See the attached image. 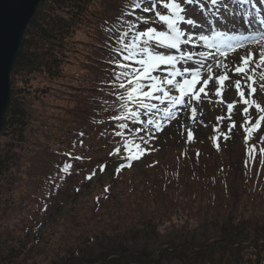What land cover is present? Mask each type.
Wrapping results in <instances>:
<instances>
[{
	"label": "trees",
	"instance_id": "1",
	"mask_svg": "<svg viewBox=\"0 0 264 264\" xmlns=\"http://www.w3.org/2000/svg\"><path fill=\"white\" fill-rule=\"evenodd\" d=\"M123 2L42 0L25 31L11 72L10 104L0 133V220L4 217L12 219L11 227L0 224V264H64L66 256H70V247L61 248L60 243L54 245L53 251L57 257L59 252L61 257L48 262L38 259L35 262L34 258L42 251L37 249V245L43 241V235L46 238L47 230L57 227L61 219L64 225L69 223L68 230L64 232L68 241L71 239L77 247L89 244L91 239L85 236L83 218H74L72 209L62 214L68 200L72 199L69 203L75 202L74 196L77 200L89 201L90 217L86 222L95 225V234L98 233L96 228L105 225L130 233L156 220L171 221L178 215L194 214L200 217L201 222L208 223L215 217L213 223L228 220L230 225L241 230L244 237L233 242L236 246L232 251L248 243L249 236V243L264 242L263 231V240L256 236V232H260L259 226H264V166L260 162L264 157L257 152L256 159L246 168L243 144L239 162L228 156L224 145L218 150L213 145L206 147L192 141L172 155L169 149L165 153L154 144L158 151L145 155L140 165L116 174V168L122 161L115 155H109L116 144L111 135L114 122L108 119L115 112L105 111L102 103L114 99L107 94L109 90L103 83L110 78V65L105 63L109 50L105 47L106 34L102 26L105 21H116ZM87 30L90 32L81 43L83 48L75 53L82 57L79 58L72 53L73 37ZM88 38L92 40L90 43ZM73 59L75 61L71 65L79 68L77 78H73L72 72L64 71V63ZM37 76L52 85L50 89L38 87L43 89L41 93L37 92L38 95H44L46 100L29 92L30 81ZM60 85L74 91L56 88ZM53 97L60 102H55ZM80 131L85 133L80 138L82 145L77 143ZM195 147L200 151H195ZM95 149L107 151L105 159L109 162L93 165L98 171L99 165H106V168L92 180H85L84 177L91 172L85 169L92 164ZM69 152L84 159L76 160L65 155ZM66 161L72 166L71 174L57 175ZM105 173L109 179L107 185L98 180ZM60 176H63L62 180ZM93 180L94 184H102L95 195L86 190ZM74 182L81 184L77 186ZM56 184L58 189L49 196L50 189ZM105 187H108L107 193ZM97 197H100L99 201ZM20 204H23L21 209L18 207ZM239 204L243 209L253 208L252 222L244 223L242 219L244 214L250 215L247 210L239 213L233 210ZM231 214H236V218L231 219ZM244 224L247 228H243ZM107 230L111 234L116 233L112 228L107 227ZM257 248L263 250L264 244ZM207 249L201 248L202 253L206 254ZM115 260L125 264L120 259Z\"/></svg>",
	"mask_w": 264,
	"mask_h": 264
},
{
	"label": "snow or ice",
	"instance_id": "2",
	"mask_svg": "<svg viewBox=\"0 0 264 264\" xmlns=\"http://www.w3.org/2000/svg\"><path fill=\"white\" fill-rule=\"evenodd\" d=\"M196 2L124 0L116 21H105L102 26L106 34L105 47L109 50L105 63L110 65V78L103 83L109 90L107 94L114 98L102 103L105 111L115 112L108 117L114 122L111 135L116 144L109 155L122 161L116 168L117 175L145 155L159 150L153 143L158 138L156 134L172 121L179 123L178 108L191 113L189 119L196 122L195 105L202 100L211 103L209 93L220 98L222 90L229 86L234 87L238 100L226 104V116L217 117L218 123L225 119L229 122L227 132L214 127L213 145L219 150L218 141L231 139L234 129L239 127L246 147L245 167L256 159L257 152L264 157V147H258L264 145V134L255 143H249L264 122V18H261V11L254 0H232L234 4L250 6L255 16L249 19V13H244L247 34L240 29L229 34L230 30L211 27L210 21L187 18L184 5ZM205 10L213 16L220 14L221 10L232 15L227 0H207L200 9L201 14ZM141 13L153 15L145 17ZM205 23L208 24L207 34ZM185 26L192 31L186 32ZM199 48L204 50H192ZM240 50H244L243 54ZM231 53H237L239 58L228 60ZM236 76L239 78L233 80ZM230 80L232 83L226 85L225 81ZM219 102L224 103L223 99ZM234 111L241 116L238 125L232 119ZM181 127L187 131V141H191L193 131L186 125ZM84 135L83 131L77 134V143L83 144L80 138ZM116 137L119 140H115ZM65 155L76 160L84 159L70 152ZM260 162L264 166V158ZM71 167L66 161L57 175H70ZM98 168L103 172L106 165ZM95 175L96 170H92L84 179L92 180ZM60 178L62 180L63 176ZM58 187V184L52 187L48 195H53ZM104 191L107 193L108 187Z\"/></svg>",
	"mask_w": 264,
	"mask_h": 264
},
{
	"label": "rangeland",
	"instance_id": "3",
	"mask_svg": "<svg viewBox=\"0 0 264 264\" xmlns=\"http://www.w3.org/2000/svg\"><path fill=\"white\" fill-rule=\"evenodd\" d=\"M231 2L232 0H227V3L229 4V11L232 13V15L225 14L223 10H221V13L217 16H213L207 10H205L201 14L200 9L204 8L207 0H197L195 4L184 5V7L186 9L187 18H193L197 21L206 20L210 21L211 23L214 22L215 19H218L219 21L221 19L223 21L232 19L236 24L243 23L246 26L244 12L240 11V9L236 6L237 4H230ZM207 27L208 24L205 23V28ZM215 28H217V30H224L226 26L221 23L219 27L215 26ZM184 30L186 32L192 31L186 26L184 27ZM89 32L90 31L87 30L86 32H83L81 34L77 33L76 35H74V44H72V49H74L72 53L74 52V56L77 55L75 53L78 49L81 50L83 48V46H81V43L85 42L84 40H86V36H88ZM193 34L195 35L197 33L193 32ZM88 41L90 43L92 40L88 38ZM192 50L203 51L204 49L199 48ZM243 51L244 50H240V54H243ZM77 56L79 58H82L80 55ZM238 58L239 57L237 53H231L229 54L228 60ZM74 61L75 60L73 59L70 60L69 63H64V71L72 72L73 78H77L79 74V68L71 65ZM238 78L239 76L233 77V80ZM231 83V80L225 82L226 85H230ZM49 86L52 85L47 84L37 76L30 81L29 92L31 95L37 96V98L46 100V97L44 95L41 97L38 95V93H41L43 91V89L38 87L50 89L51 87ZM56 88L65 91H74L61 85ZM66 97L67 96L65 95V98ZM52 99L55 102H60L54 97ZM209 99L212 101L211 103L209 102V100H202L201 103L195 105L197 107L198 113L195 118L196 122H193V120L189 119L191 113L185 112L183 109L178 108L177 111L179 123L177 121H172L167 125V127L164 128L162 132L157 133L156 135L158 138L155 140L154 144L156 146H159L161 151L164 150L163 152L165 153L169 149V153L173 155L175 154V152L182 151L181 147L183 145H188L195 142L196 144H202L208 147L211 144L210 140L212 134H216L213 131L214 127H219L221 131L227 132V125L229 121L225 119L218 123L217 117L226 116V104L234 100H238L234 87L229 86L226 89L222 90V96L220 98L216 97L213 93H209ZM221 99H223L224 103L219 102ZM232 119L237 122V125L241 122V116L238 112H233ZM181 125H186L188 129H191L193 131V139L195 140L192 143L186 142L187 131L184 127H181ZM240 133L241 129H239V127L234 129L232 138L228 140L229 143H227L228 146L225 151H228V156L235 158L236 162H239L241 160L242 154V152L240 151ZM261 134H264V122H262V128L260 129V131L256 132L254 135L260 137ZM195 151L200 150L196 148ZM92 154V164H90L89 167H87V169L85 170H96L97 175L99 171L93 165L99 164L103 161L109 162V160L105 159L107 151L98 152V150L95 149ZM204 154H206V152H204ZM23 171L28 172L27 169H23ZM80 176L81 178L83 177L82 175ZM98 180H103L102 182H104V185L109 184L107 173L103 174ZM74 184L79 186V184L81 183L74 182ZM101 187L102 184L100 186L99 183L94 184V182H92L91 185L86 188V190L88 192H91L92 195H95L101 189ZM22 192L26 193L24 189H22ZM69 194L71 193L69 192ZM77 199H75L74 196V203H69L72 199L68 200V204L63 207L62 214L72 209L75 213L74 218H76L77 220H81L83 218L82 223L85 226V233L87 234L85 236H88L91 241L89 242V244H83L84 247H82L81 245H78L77 247L71 239L68 241L64 232L65 230H68L69 223H65L64 225V221L63 219H61L57 227H55L53 230H47L46 238L43 235V241L40 245H37V249L41 248L42 251L40 253H37V256L34 257L35 262L37 261V259L41 262H48L50 260H55L56 258L61 257L62 255H60L59 252L57 257L56 255H54L55 253L53 251L54 245L56 243H60L61 248L67 247V245L70 247L68 250V253L70 254L69 257H72L71 254H74L76 257L83 260L86 264H98L102 261L104 256L112 253H122V256L133 264H136L138 263V261L147 257L156 259L158 260V262H151L146 264H264V249L262 250L261 248H257L260 247L261 244H264V242L260 243L256 241L255 244L249 243L251 242L250 236L248 237V243L245 242L244 245L232 251V249L236 246H233V242L235 243L237 241H240L241 237L244 236L242 235L243 232L236 226L232 224L230 225L228 220H223V222L220 221V223H213L215 218L214 217L209 219L207 223L201 222L198 215L185 214L175 216L171 221L156 220L149 226L131 230L130 233H126L125 229L122 228H120V230H115L113 228L114 226L105 225L103 227L96 228L98 233L95 234V225H92V223L88 224L86 222V220L90 217V210L87 206L89 201ZM240 205L241 204L235 205L233 207V210L237 213L241 212L242 210H247L250 215L246 213L244 214L245 216L242 219L244 223L249 221L252 222L254 219V214L252 212L253 208L243 209L242 207H240ZM18 207L20 209L23 208V204L18 205ZM10 208L11 207H9L8 212H10ZM195 208L196 206H194L193 209ZM199 213L202 214V211L200 210ZM229 217H233L235 219L236 214H231ZM11 220L12 219L10 217H4L0 220V224H2L3 226L11 227ZM105 220L108 221V217H106ZM248 226H250V224ZM107 227L108 229L112 228L116 233H109ZM243 228H247L246 224H244ZM259 228L260 232H256V236H260L261 240H263L264 234L262 235L261 233L262 231L264 233V226L260 225ZM98 236L99 238H97ZM88 237H86L87 240ZM66 239L67 242H65ZM209 247H213V249H209ZM201 248H208L207 253H202ZM118 250H124V252H119ZM66 255L67 253L64 256ZM69 257L66 256L65 260ZM115 259L117 258H111L107 260L105 264H119L118 260Z\"/></svg>",
	"mask_w": 264,
	"mask_h": 264
},
{
	"label": "water",
	"instance_id": "4",
	"mask_svg": "<svg viewBox=\"0 0 264 264\" xmlns=\"http://www.w3.org/2000/svg\"><path fill=\"white\" fill-rule=\"evenodd\" d=\"M42 0H0V133L5 126V116L10 104L11 72L17 62L25 31L32 21ZM120 258L125 264H131L121 254L108 255L101 263L110 258ZM82 263L78 258L66 261ZM158 261L142 260L138 264Z\"/></svg>",
	"mask_w": 264,
	"mask_h": 264
},
{
	"label": "bare ground",
	"instance_id": "5",
	"mask_svg": "<svg viewBox=\"0 0 264 264\" xmlns=\"http://www.w3.org/2000/svg\"><path fill=\"white\" fill-rule=\"evenodd\" d=\"M243 28V24H236V23H228L227 24V26H226V28L225 29H227V30H230L229 31V34H233V31L232 30H234V29H242ZM242 31H245V30H241V32ZM231 74V73H230ZM226 82V81H225Z\"/></svg>",
	"mask_w": 264,
	"mask_h": 264
}]
</instances>
